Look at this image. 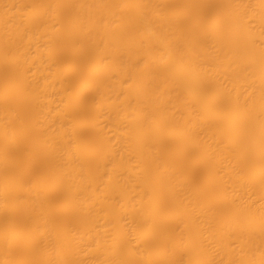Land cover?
I'll return each mask as SVG.
<instances>
[{
    "label": "bare ground",
    "instance_id": "1",
    "mask_svg": "<svg viewBox=\"0 0 264 264\" xmlns=\"http://www.w3.org/2000/svg\"><path fill=\"white\" fill-rule=\"evenodd\" d=\"M0 264H264V0H0Z\"/></svg>",
    "mask_w": 264,
    "mask_h": 264
}]
</instances>
